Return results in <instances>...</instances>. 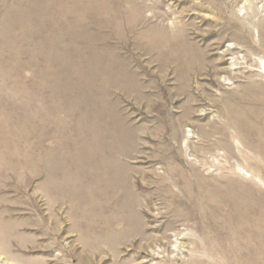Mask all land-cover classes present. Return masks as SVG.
<instances>
[{
  "label": "rangeland",
  "instance_id": "374dc122",
  "mask_svg": "<svg viewBox=\"0 0 264 264\" xmlns=\"http://www.w3.org/2000/svg\"><path fill=\"white\" fill-rule=\"evenodd\" d=\"M138 1L0 0V264H264V0Z\"/></svg>",
  "mask_w": 264,
  "mask_h": 264
},
{
  "label": "bare ground",
  "instance_id": "6f19581e",
  "mask_svg": "<svg viewBox=\"0 0 264 264\" xmlns=\"http://www.w3.org/2000/svg\"><path fill=\"white\" fill-rule=\"evenodd\" d=\"M131 4H132V7H131V10L133 12V15L130 17L128 16L126 18V20L129 22V24L133 27V25L136 27L138 24H141L145 21H147L146 18H144L142 16V13L140 11L141 9V4L139 3L138 0H131ZM125 20V18H123ZM111 20L113 21V23L115 24H118V19H115V18H111ZM236 25V26H235ZM231 24L232 28H239L240 26L237 25V24ZM260 27H261V30L264 29V23H259ZM159 27V26H158ZM156 28V27H155ZM241 30L250 34L251 31L250 29H247L246 27L242 28L241 27ZM132 31V29H131ZM153 31V30H152ZM161 39L160 41L161 42H165L167 41L168 45L167 47L170 48V51L173 50V51H176V52H180L181 51H185L187 53V55L189 56L188 60H187V63L186 64H190V66H196L197 64H200L202 63V59L205 58L204 54L198 50V48H196V46L192 45V44H189V40L187 38V35H186V30L183 28V26L181 25H175V26H172V27H169V26H165V28H161ZM156 36V35H155ZM159 36V34H158ZM261 40H262V46L264 47V32L262 33L261 35ZM260 42V40H259ZM258 42V43H259ZM186 43V45H185ZM163 45V44H162ZM219 46V45H218ZM212 47V46H211ZM209 47V48H211ZM167 48V49H168ZM164 50H165V47H164ZM217 49H213L211 51H216ZM249 50V49H248ZM237 51L238 49L236 47H228L227 50H224L221 54L218 53L219 55V58L221 59V61L223 62H228L229 60L232 61L231 65H230V68L228 69V73H231V72H234V71H237L239 69H241V67L244 65H247L249 64V61H246L245 57L242 59L243 62H240V59L239 58H236L237 57ZM169 52V51H168ZM175 52V53H176ZM250 52V51H249ZM164 53V52H163ZM174 53V52H173ZM202 53V54H201ZM172 54V52L170 53ZM178 54V53H177ZM176 54V55H177ZM180 55V54H179ZM203 55V56H202ZM239 55V54H238ZM184 55H182L183 57ZM181 57V56H180ZM187 57V56H186ZM231 58V59H227V58ZM173 58V57H172ZM185 58V57H184ZM171 59V58H169ZM225 59H227L225 61ZM252 59V58H251ZM174 60H175V57H174ZM184 60V59H183ZM179 61V60H178ZM185 61V60H184ZM168 63V62H167ZM251 64V63H250ZM187 65V66H188ZM188 66V67H190ZM257 66V65H256ZM252 68H256V67H248L247 69H251V73L252 71L253 72H256L254 71ZM183 69V68H182ZM262 77V76H260ZM264 78V77H263ZM260 85V84H259ZM83 150V149H82ZM55 153V152H54ZM98 167V166H96ZM101 170H98V169H95L94 170V173H96V175H94V180H96L98 183H104V184H107V187L106 189H108V185L110 186H114L115 188H119V182H120V179H114V177H112L113 179L109 178L108 176V179L105 177V175H109L108 172H105L103 171V174L101 176ZM119 171V170H118ZM88 172V171H87ZM90 172V171H89ZM91 173V172H90ZM114 174V173H113ZM118 176V175H117ZM180 176V175H179ZM91 179V178H90ZM122 179V178H121ZM188 182H189V179H188ZM84 184V183H83ZM82 184V185H83ZM103 184V185H104ZM172 185V184H170ZM121 188V187H120ZM187 188H188V185H187ZM105 189V190H106ZM117 190V189H116ZM185 191V190H184ZM191 192V191H190ZM180 194V193H179ZM202 198V197H201ZM179 200V199H178ZM184 202V201H183ZM128 204V203H127ZM210 205V204H209ZM7 218V217H6ZM128 218V217H127ZM208 225V224H207ZM205 226V225H204ZM206 227V226H205ZM5 228V227H4ZM209 228V226H208ZM10 230V229H9ZM8 231V230H7ZM10 235V234H9ZM7 236V235H6ZM12 236V235H11ZM13 239V238H12ZM231 245V244H230ZM230 247V246H229ZM233 247V246H232ZM204 251V250H203ZM231 251V250H230ZM208 253V252H206ZM205 253V254H206ZM204 255V253H203ZM219 256V255H218ZM219 259V257H218ZM214 261V260H213ZM215 263V262H214ZM219 264V263H217Z\"/></svg>",
  "mask_w": 264,
  "mask_h": 264
}]
</instances>
